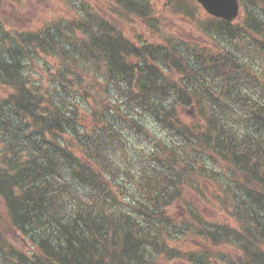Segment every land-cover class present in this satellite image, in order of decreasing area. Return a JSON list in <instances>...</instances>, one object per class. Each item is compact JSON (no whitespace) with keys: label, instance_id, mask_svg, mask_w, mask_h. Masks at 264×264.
<instances>
[{"label":"trees","instance_id":"obj_1","mask_svg":"<svg viewBox=\"0 0 264 264\" xmlns=\"http://www.w3.org/2000/svg\"><path fill=\"white\" fill-rule=\"evenodd\" d=\"M113 1L150 17L149 0ZM240 2L234 22L200 27L218 51L176 36L136 45L84 1L73 19L3 36L0 261L264 264V0ZM39 53L60 61L46 82L25 63ZM188 236L223 250L174 243Z\"/></svg>","mask_w":264,"mask_h":264},{"label":"rangeland","instance_id":"obj_2","mask_svg":"<svg viewBox=\"0 0 264 264\" xmlns=\"http://www.w3.org/2000/svg\"><path fill=\"white\" fill-rule=\"evenodd\" d=\"M83 1L98 10L103 17L116 21L117 27L136 45H141L144 42L164 44L171 36H176L177 39H182L190 45L218 51V41L213 37L204 35L200 28L206 29L205 26L211 22L210 15L195 0H149L151 10L148 20H143L133 12H127L114 6L113 0H0V44L6 43L8 45L7 41L2 40L7 33L9 35L24 32L35 33L52 22L75 18L78 16V10H81L80 5ZM176 1H178L177 4L181 3L188 8L195 4L198 5L194 8L195 14L189 17L185 11L182 12L183 14L179 13L175 7ZM222 45L224 44L222 43ZM27 59L25 63L29 65L28 70L33 79H39L43 75L45 82L49 76L47 67H56L60 62L57 57L43 53L30 54ZM43 68L45 72L42 71ZM2 92H5L4 87H0V95ZM183 118L189 122H196L198 115L196 113L192 116L190 112L183 111ZM200 120L203 123L202 119ZM205 200L207 202V197ZM193 201L202 207L203 213L207 217L223 219L224 213L220 209L213 210L195 195ZM172 212L175 217L180 218L184 215V208L177 204L172 207ZM231 222L235 223L234 217H231ZM7 237L16 247L29 253L33 251V248L21 237ZM174 243L181 249L194 251L197 254L205 248L211 249L214 253L223 250L221 247H209L198 236H188L179 243L177 241ZM212 262L217 264L214 258H212ZM0 264H4L3 261H0ZM166 264L188 263L173 258L168 260Z\"/></svg>","mask_w":264,"mask_h":264},{"label":"water","instance_id":"obj_3","mask_svg":"<svg viewBox=\"0 0 264 264\" xmlns=\"http://www.w3.org/2000/svg\"><path fill=\"white\" fill-rule=\"evenodd\" d=\"M198 1L212 15L221 17L230 22L236 20L240 14L239 0H198Z\"/></svg>","mask_w":264,"mask_h":264}]
</instances>
